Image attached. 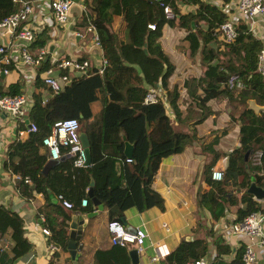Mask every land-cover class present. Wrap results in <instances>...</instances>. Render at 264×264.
<instances>
[{
  "label": "trees",
  "instance_id": "16d2710c",
  "mask_svg": "<svg viewBox=\"0 0 264 264\" xmlns=\"http://www.w3.org/2000/svg\"><path fill=\"white\" fill-rule=\"evenodd\" d=\"M230 1L161 0L163 5L171 7L175 16L166 19L162 7L152 0H82L80 23L89 21L97 29L102 55L107 61L103 73L73 81L71 86L43 104L47 85L40 74L53 65L47 55L36 68L31 93L33 104L27 113L28 121L36 130H29L24 140L10 141L3 160L4 169L19 177L16 186L22 196L32 198L33 190L44 196L45 206L39 213L44 218V228L50 231L49 243L66 249L67 221L73 214L93 210L87 193L91 180L93 195L103 204L108 221H120L123 212L130 208L141 212L157 205L163 209L162 203L155 200L151 187L159 164L164 157L183 151L195 137L194 133L191 135L176 128L173 117L166 113L164 99L143 103L150 89H168V79L175 69L159 41L165 24L187 31L184 39L189 43V54L198 55L203 70L201 76H191L184 82L199 110L193 124L212 113L207 102L220 95L232 103L244 105L238 114L230 112L227 126L205 137L207 145L201 147V152L206 159L201 176L209 189L197 192V208L206 210L212 223L227 212H234L232 224L241 222L252 212L264 210L262 202L247 191L252 179L261 185L264 178V111L255 114L246 103L251 98L264 106V75L258 70L262 42L240 20L235 24V37L230 42L222 38L219 26L228 18L223 6ZM19 8L20 3L15 0H0V21ZM114 16L125 22L126 40L123 42L112 27ZM150 23L155 24L153 30L148 27ZM48 38L46 30L35 33L32 51L36 53L38 48L45 47ZM14 65V62L0 63V70L10 71ZM231 76L240 79L244 87H229L226 82ZM21 88L19 82H13L6 90L1 85L0 93L16 95L22 92ZM99 89L103 92L100 113L88 120L84 110L95 100ZM177 99L175 88L165 92V100L175 118L180 114ZM64 118H77L81 131L88 138L90 163L85 167L74 166L73 159L66 155L48 164L50 158L40 152L41 139L50 132L56 120ZM25 123H19L21 129H25ZM236 123L239 124L238 145L224 154L227 158V165L221 169L224 177L213 180L210 171L220 152L212 147ZM122 134L134 147L130 161H126L123 154ZM50 195L57 202L51 201ZM83 197L88 201L86 206L80 204ZM62 200L70 201L72 208L64 207ZM194 215L198 217L197 213ZM9 230L11 259L15 260L32 245L25 236L19 214L0 205V235ZM214 243L218 264H242L243 244L233 251L232 257H225L231 254L232 248L223 243L221 236L216 235ZM129 246L116 244L96 250L94 263L131 264ZM208 248L209 243L203 237L182 238L165 256L163 264L194 262L206 256Z\"/></svg>",
  "mask_w": 264,
  "mask_h": 264
},
{
  "label": "crops",
  "instance_id": "0c3cea01",
  "mask_svg": "<svg viewBox=\"0 0 264 264\" xmlns=\"http://www.w3.org/2000/svg\"><path fill=\"white\" fill-rule=\"evenodd\" d=\"M25 1L32 5V14L25 25L31 27L36 34L46 30L49 38L45 48H47L49 60L76 56L89 59L94 64L89 75L86 76H76L71 71L70 79L65 83L62 91L71 86L75 80L88 79L99 75L96 71V64L101 60L102 51L91 43L90 34L84 28L83 23H80L82 0H74L71 8V23L67 28H59L55 25L50 8L45 0ZM235 3L236 0H231L223 6L229 18L234 19V21L240 18ZM220 6L222 5L220 4ZM116 19L122 24L123 37L118 31L116 32L119 41L123 42L125 41V22L119 16H114L112 21L114 30ZM251 29L261 40L262 48H264V23L257 22ZM186 34L187 31L177 25L169 26L165 24L159 38L164 52L175 66L172 75L168 79L167 90L169 92L173 91L174 88L177 90V106L180 113L178 117H174L168 102L165 100L167 90H161L160 93H162L164 105L168 110L166 113L173 117V124L176 128L191 135L194 133L195 137H193L190 144L184 147L183 151L164 157L159 164L151 187L155 194L162 198L158 202L162 203L163 209L154 205L141 212L135 208L123 212L122 217L125 218V222L121 223L126 228H132V230L142 228L147 234L142 245V251H137L136 245L130 244L128 255L131 264H133L132 260H135L136 264H163L165 256L179 244L182 238H205L209 243L208 254L213 255L216 254L214 243L216 235L221 236L223 243L232 248L230 255L247 241V238L241 239L230 233L231 222L235 217L234 212L229 211L223 218L212 223L208 212L197 208V192L209 189L201 176V167L206 159L205 154L201 152V147L207 145L205 137L208 134L227 126L231 111L227 97L215 98L207 102L212 113L200 123L193 124L199 110L196 103L189 97L184 82L191 76H201L203 70L199 65L198 55L190 56L189 54V43L184 39ZM8 41V34L0 30V43L6 44ZM165 46L171 47L175 51L176 60L169 56ZM178 46H182V50H178ZM25 69L26 67L15 63L14 68L2 77L0 82L2 88L6 90L10 83L19 82L22 91L32 92L36 70ZM43 95H46V90ZM102 97L103 92L100 89L97 90L95 100L84 110L85 114H88V120L99 115ZM28 132L29 128L26 127V123L25 129H21L20 124L12 122L5 113H0V205L19 214L23 220L25 236L32 245L27 253L13 260L11 259L12 253L10 250L12 245L10 230L0 235V264H72L67 247L66 249L58 247L54 252L48 249L49 236L43 233L44 218L39 213V210L45 206L44 196L41 193H33L32 198L22 196L16 186L20 181L19 177L11 174L3 167V160L9 142L15 138L26 139ZM238 137L239 124L237 123L232 126L227 134L219 137L212 147L220 152L213 168L219 170L225 168L227 158L224 154L238 145ZM40 152L43 153L42 148H40ZM195 213L198 215L197 218H195ZM88 214L91 215L88 216ZM78 216H83L84 220L81 237L76 244L77 263L95 264V251L108 249L112 245L107 231V212L104 206L99 210L93 204L91 212L73 214L67 221L68 235L71 227L75 226ZM256 250L259 263L264 264V251L258 247ZM230 255H225V257ZM153 256H158L157 260H152Z\"/></svg>",
  "mask_w": 264,
  "mask_h": 264
},
{
  "label": "built area",
  "instance_id": "2783aa9c",
  "mask_svg": "<svg viewBox=\"0 0 264 264\" xmlns=\"http://www.w3.org/2000/svg\"><path fill=\"white\" fill-rule=\"evenodd\" d=\"M15 1L20 3V8L0 21V30L9 36V41L6 44L0 43V63L9 65L14 62V64H21L26 69L36 70L41 61L47 58L48 51L45 47L38 48L36 53L32 51L31 45L35 40V33L31 27L25 25L32 14V5L25 0ZM45 1L50 8L55 25L59 28H67L71 23V8L74 0ZM152 1L162 7L166 19L175 18L169 5H163L161 0ZM235 8L240 18L234 21L228 16L227 20L219 26L222 38L226 42H230L235 37V24L238 20L246 23L250 30L257 22L264 23V0H236ZM83 25L91 36V43L101 50L96 27L89 21L83 22ZM148 27L153 30L155 24L150 23ZM258 60V70L264 75V48L260 50ZM50 62L53 65L40 74L47 85L46 95L42 98L43 104L62 91L65 83L70 79L71 71L76 76H86L89 75L94 65L91 60L76 56L53 59ZM106 63L107 61L102 55L100 62L96 64V71L99 75H102ZM8 72L9 69L7 68L0 70L1 75ZM226 83L229 87H244L243 82L235 76H231ZM160 92L159 89H150L145 94L143 103L157 102L162 98ZM31 93L28 91H22L16 95L0 93V113H5L16 124L26 121L27 115L25 114L28 113L33 104ZM30 124L29 130H36L35 125ZM81 132V124L77 118L56 120L52 124L50 132L41 139L40 148L50 159L58 160L61 156L66 155L73 159L74 166L85 167L87 166L86 153L80 139ZM130 160L131 158H126V161ZM210 177L218 181L224 177V173L222 170L212 168ZM26 181H28V178ZM61 203L66 208H72V203L68 200H62ZM87 203V199L83 197L80 204L86 206ZM107 231L112 245L135 244L137 251H142V245L147 236L142 228L129 230L120 221L111 220L107 222ZM43 233L50 236V231L46 228H43ZM230 233L241 239L247 238V241L243 243L242 264H260L256 248H261L264 251V210L252 212L241 222L232 224ZM48 249L54 252L58 249V246L49 243ZM157 258L158 256H153L152 260H157ZM188 264H218V262L215 260V254L209 253Z\"/></svg>",
  "mask_w": 264,
  "mask_h": 264
},
{
  "label": "water",
  "instance_id": "95a60500",
  "mask_svg": "<svg viewBox=\"0 0 264 264\" xmlns=\"http://www.w3.org/2000/svg\"><path fill=\"white\" fill-rule=\"evenodd\" d=\"M191 25H192V28H193L194 27L193 22H191ZM3 76L4 75H2V77ZM246 102L248 104L247 107L249 109H252L255 114H258L259 112L264 111V106L257 104L254 99H251V98L247 99ZM25 122H26V127L30 128L31 124L28 121V119H26ZM122 137L125 140V136L123 135ZM80 139H81L82 145H83V147L85 149V153H86V165H89V163H90L89 141H88V138H87V136H86V134L84 132H81ZM133 150H134L133 144H131L130 142L125 140L124 149H123L124 156L126 158H132ZM246 157H247V154H245V158ZM55 161L56 160L50 159L48 161V164L49 163H53ZM46 168H47V166L44 169H46ZM92 186H93V180H91V182H90V187H89L87 193L90 196L92 203L95 206H97V208L99 210H101L103 208V204L93 195ZM31 188H34V186L31 185ZM247 191H248V193H250L253 196L254 199H256L258 201L263 200L264 199V178L262 180V184L261 185H258L257 183H255V181L252 179ZM33 193L35 194L36 192L33 190ZM154 198H155L156 201L162 200V198L159 195H157V194H154ZM50 200L54 201V202H57V200L55 199V197L53 195H50ZM89 215H91V214H88V216ZM83 220H84L83 216H78L77 221L75 223V226L71 227V230H70L69 235H68L67 248L69 249V252H70V257H71V260H72V264H78L77 263V254H76V248H77L76 244H77V241L81 237L82 227H83ZM120 221L124 223L125 222V218L121 217ZM129 230H132V228L129 229ZM186 239H190V238L188 237ZM231 256L232 255H230L228 257H231ZM132 263L136 264V261L132 260Z\"/></svg>",
  "mask_w": 264,
  "mask_h": 264
},
{
  "label": "rangeland",
  "instance_id": "374dc122",
  "mask_svg": "<svg viewBox=\"0 0 264 264\" xmlns=\"http://www.w3.org/2000/svg\"><path fill=\"white\" fill-rule=\"evenodd\" d=\"M116 21L117 22H115V26H116V28H115V31H118V33L123 37V30H122V24H121V22L118 20V19H116ZM125 40H126V29H125ZM166 47V49H167V51H168V54H169V56L172 58V59H177V58H175V56H174V52L175 51H173L172 49H171V47H168V46H165ZM182 46H178V50H182ZM223 97H226V96H223V95H220L219 97H217V99H219V98H223ZM228 99V98H227ZM229 101V100H228ZM256 102V101H255ZM230 103H232V102H230L229 101V105H230V111H231V113H234V114H238L240 111H241V109L243 108V106L242 105H240V104H235L236 102H233L232 104H230ZM237 103H239V102H237ZM247 103V102H246ZM236 105V107L234 108V106ZM165 106V105H164ZM247 106H248V104H247ZM166 112V111H165ZM260 202H262V204L264 205V200H261Z\"/></svg>",
  "mask_w": 264,
  "mask_h": 264
}]
</instances>
